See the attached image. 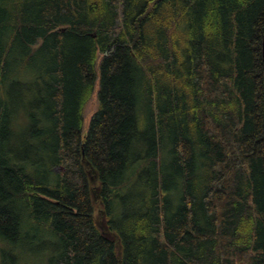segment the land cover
I'll return each mask as SVG.
<instances>
[{
    "label": "trees",
    "instance_id": "obj_1",
    "mask_svg": "<svg viewBox=\"0 0 264 264\" xmlns=\"http://www.w3.org/2000/svg\"><path fill=\"white\" fill-rule=\"evenodd\" d=\"M263 35L264 0H0V239L264 264Z\"/></svg>",
    "mask_w": 264,
    "mask_h": 264
},
{
    "label": "rangeland",
    "instance_id": "obj_2",
    "mask_svg": "<svg viewBox=\"0 0 264 264\" xmlns=\"http://www.w3.org/2000/svg\"><path fill=\"white\" fill-rule=\"evenodd\" d=\"M96 93L97 91L94 92L84 109V130L89 128L91 118L98 107ZM56 170L61 171V168H57ZM27 243L25 242L21 249L19 247H13L10 243L0 239V264H5V262L10 264H48L45 259L43 245H39V242L36 241L33 244ZM5 250H11L10 257L4 256Z\"/></svg>",
    "mask_w": 264,
    "mask_h": 264
},
{
    "label": "water",
    "instance_id": "obj_3",
    "mask_svg": "<svg viewBox=\"0 0 264 264\" xmlns=\"http://www.w3.org/2000/svg\"><path fill=\"white\" fill-rule=\"evenodd\" d=\"M262 59H263V101H264V35L262 40Z\"/></svg>",
    "mask_w": 264,
    "mask_h": 264
}]
</instances>
